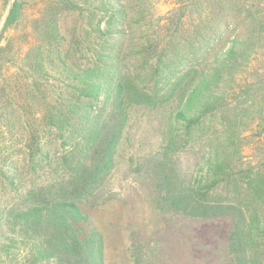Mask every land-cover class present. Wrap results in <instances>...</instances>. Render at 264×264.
Listing matches in <instances>:
<instances>
[{
    "label": "trees",
    "instance_id": "16d2710c",
    "mask_svg": "<svg viewBox=\"0 0 264 264\" xmlns=\"http://www.w3.org/2000/svg\"><path fill=\"white\" fill-rule=\"evenodd\" d=\"M0 4V264H104L88 211L118 175L194 259L264 264V0ZM129 253L172 264L141 228Z\"/></svg>",
    "mask_w": 264,
    "mask_h": 264
},
{
    "label": "rangeland",
    "instance_id": "374dc122",
    "mask_svg": "<svg viewBox=\"0 0 264 264\" xmlns=\"http://www.w3.org/2000/svg\"><path fill=\"white\" fill-rule=\"evenodd\" d=\"M168 10L165 5L159 11L164 14ZM5 15L1 8L0 16ZM3 15V16H4ZM203 144L195 143L180 154V163L188 174L196 175L205 168ZM50 175H45L35 183H47ZM113 190L118 193L119 200L108 202L102 207L88 211L94 227L104 238V264H133L129 253L130 230L141 228L152 234L155 240L165 243V249L171 254L172 264H203L194 259L190 252V241L184 233L166 224L164 220L149 206L151 189L146 185L133 184L119 175L113 181ZM15 198L13 192H7L3 204ZM213 264H223L215 262Z\"/></svg>",
    "mask_w": 264,
    "mask_h": 264
}]
</instances>
